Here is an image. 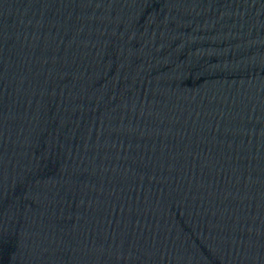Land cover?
<instances>
[{
  "label": "water",
  "instance_id": "water-1",
  "mask_svg": "<svg viewBox=\"0 0 264 264\" xmlns=\"http://www.w3.org/2000/svg\"><path fill=\"white\" fill-rule=\"evenodd\" d=\"M0 264H264V0H0Z\"/></svg>",
  "mask_w": 264,
  "mask_h": 264
}]
</instances>
